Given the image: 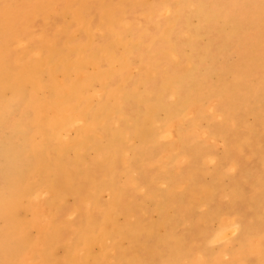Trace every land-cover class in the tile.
<instances>
[{"label":"rangeland","instance_id":"rangeland-1","mask_svg":"<svg viewBox=\"0 0 264 264\" xmlns=\"http://www.w3.org/2000/svg\"><path fill=\"white\" fill-rule=\"evenodd\" d=\"M51 1L53 6L55 4V10H46L42 7H37L36 0L6 1V5L11 6L12 9L19 10V17L12 28L15 29V31L17 30L21 36L23 35V32L30 34L27 38L25 37L21 45H18V51L33 47V50L36 49V52L39 53L37 49H39L38 43L41 41V35L48 34L54 36L59 29H63L61 24L64 25L72 18L70 10H66V12L59 10L63 7V4L66 5V1ZM80 1H83L84 3L86 1L85 4L88 3L87 5H90L89 7L85 6L83 9L84 11L86 10L84 15L93 25L97 24L96 22H98L100 16L97 4L101 3V0ZM120 1H125L123 2L125 4H122V12H120L125 16V19L117 25L114 35L115 37H124L125 43L133 42L132 47L137 52L133 54L131 52L125 53L124 47L120 48L119 45L116 46L120 59L112 64L111 68L121 69L120 72L123 74L121 79L116 81L114 84L115 88L112 91L106 89V87L102 85V82H97L84 97L87 106H99L104 101L115 105V109L111 111L109 119L105 122L106 136H113L115 138L117 135L118 121L122 116L120 100L117 99H120L124 88L127 91V98L130 96V99H132L128 101V107L126 106L130 111H132V108L136 107L139 102L137 96L143 97L146 103H149V105L146 104V106H149L148 108H152L153 104L159 101V108L157 109V117L155 121L158 122L157 124L166 121L168 116V110L166 107L175 108L178 105L181 97L175 92L177 83L180 79H188L191 75H197L204 82L202 93L204 91L206 92V95L203 97L204 107L201 110V114L199 113L197 116L185 112L184 115L180 116V124L173 127L171 132L169 126L162 136H158L161 134L160 130L156 132V129H154V136H152L151 133V139L154 140V143L143 142L142 135L145 134L144 131H132L130 144L136 146L135 152H130L129 154L130 162L132 164L129 167L124 165L121 159L117 161L119 169L117 168L115 176L117 194L119 197L116 196L117 198H114V195L110 190H104L102 191L103 193L100 192V206L95 208V212H97L96 214L98 216H101L103 212L106 211L109 204H115V221L120 229L128 225L131 226V228L135 227L138 231L139 228H143L147 225L148 230L146 228L145 232L142 231L143 233L141 232L137 234L140 235L139 239L141 240L136 248H133L132 239L127 235H132L129 228L127 227L123 230H118V235L114 241H111L110 238L105 240V243L108 245L107 251H115L118 249L121 253H124L125 251L129 252L130 250L134 255L136 254L138 257L141 256V258L146 260H148V256H150V260H154L152 264H193L196 260H198L200 264H226V262L228 264H246L248 261H251V263L248 262L247 264H263L264 186L262 187V182H264V64L260 65L261 63L258 61L260 56L264 57V22H261L264 21V13L260 17L261 21L258 22L256 21V17L252 15L251 9L253 4L258 0H193V2L190 0V4L187 3L188 0H107L106 3H118ZM127 1L129 4H127ZM134 1L138 2L134 3ZM2 3H4V0H0V8L3 6ZM183 3H185V5L182 6ZM204 3L205 6L203 5ZM91 5L94 8H92ZM196 6L203 7L198 9ZM214 6L221 9L223 13L228 15L234 22L236 21L238 24L237 27L235 28L234 25L230 26L227 24L224 17L218 19L217 23H214V25H208L205 23L203 18H201L199 11L203 8V10H208L212 7L214 8ZM178 7L180 10H177ZM245 8L246 11H244ZM195 9L198 10L195 11ZM232 9H234V11ZM230 10L234 13L232 14ZM238 12L239 15H237ZM48 17H50L51 20ZM169 20L175 22L173 25L174 29H176L173 36L174 43L177 45L179 51L178 59L169 55L168 44L162 33V27H164ZM68 23L71 22L69 21ZM259 23L260 25H258ZM198 28L201 29L199 30ZM92 29L95 36L93 42L94 46L98 47L104 41L108 43L111 42L107 31L103 27L94 26ZM179 30L180 32L178 33ZM221 34L225 38H221ZM74 37L79 44L85 42L83 32H75ZM223 42H225V44ZM260 46H263V50ZM245 52L247 54H245ZM260 52L261 54H259ZM42 55V52L39 53L38 56H36L35 53L30 52L28 58L32 61H36L40 59ZM119 61H121L122 64L119 63ZM254 63H256V65H252ZM241 65H248L250 67L252 65V68L249 67L248 75L250 78L245 87H249L247 88L249 93L245 95L246 101H242L241 98L237 97L238 103H236L237 108L235 113L236 115L240 114L239 116H235V121H237L238 124H242L239 126L235 122L228 123L224 121L225 117L221 115V111L219 110L223 108V106H225L223 109L230 106L229 103L234 100V92H230L219 98L215 97V92L219 90L220 85L226 83L225 81H231L227 82V84H232V82H234L236 76L234 73L241 70ZM99 68L101 67L98 65L96 59L86 61V73L91 75L96 74L99 72ZM105 69L106 67L103 68L102 66V72H104ZM74 75H76V72L72 73V76ZM44 77L47 79V74H45ZM59 78L63 80V75H59ZM205 84H208V86ZM253 85L255 86V89H252ZM189 88H191L190 82H188L184 89L180 91V94L185 92L182 95L183 99L191 94L189 92L185 95ZM7 95H10L9 91L7 92ZM225 99H227V103ZM234 101L236 102V100ZM30 116L32 117V114L29 111L21 114L20 108L15 105L12 108L10 116L7 118V124L5 123L0 127V164L6 163V167L0 165V175L2 173V176H0V185L3 184V186H0L1 189L5 186L4 183L7 180V175L14 174L10 167L9 171L7 156L4 155H8L11 145H13L18 151H21L24 148L25 135L23 134L22 137L15 134L12 135V125H14L16 119L19 120L21 117L25 119ZM129 116L132 118L134 117L133 115ZM79 117L81 118V113L73 117L72 123L65 132L64 140L73 141L83 130L89 131L88 121L85 118L80 120ZM193 121H197L196 130L190 128ZM220 121L222 123H220ZM260 122L262 124H260ZM234 124L236 125L234 126ZM126 125L129 124L126 123ZM248 125H250V127H248ZM124 127L131 129L127 126ZM181 127L183 129H180ZM211 127L215 130H212ZM13 136L21 139H12ZM225 137L227 138L225 139ZM116 138L118 140V145L123 148V142L119 140L118 137ZM158 140L160 142H158ZM151 147L159 149L156 150ZM256 147H258V149ZM162 148L166 149V151L161 154ZM229 149L231 150L230 152ZM53 150L50 154V159L54 162L58 158V151L56 148L54 151ZM155 151L158 153H155ZM96 152L97 151L90 150L86 153L84 163L87 162V159L92 161H88V166L91 167L94 163V157L96 158L98 156ZM74 155L75 154L72 152L70 153V156H67V159L71 164H75L76 156ZM158 157L163 160V163L161 162L162 160H160V162L154 160ZM122 158H124V153H122ZM6 169L9 171L8 174H6ZM57 172L58 170L51 175V181L53 179L56 180L57 175L55 174ZM178 173L182 174L179 175ZM238 176L243 177L239 178ZM131 179L134 180V183L131 182ZM236 179H240L239 181L242 183L240 184ZM250 182L251 185L253 184L252 186H249ZM213 184H216L219 187ZM219 190L221 191L219 192ZM227 190L231 191L227 192ZM195 192L199 194H196ZM221 192L227 193H222V197ZM59 194L60 193L58 192H44L37 200L38 203L44 204V208L46 207L45 211H50L52 214V226L55 224L56 230L58 231H54L53 237L55 239L62 237L64 233L69 232L68 230H74V224L80 223L85 216L83 208L76 207L77 204H79V201L75 193L68 192L64 195ZM215 194L218 196V199ZM185 195H187V197H185ZM213 197H215L214 200ZM165 198L166 200H164ZM200 198L201 201L199 200ZM160 199L163 200V202L160 201ZM142 200H144V202ZM217 201L220 202L218 203ZM38 206H41V204H38ZM140 207L142 209H140ZM81 214H83V216H81ZM175 214L177 215L176 217ZM212 214L215 215V217L212 216ZM235 215L238 218H235ZM17 216L31 218V213L18 211ZM172 218H175L174 222L172 221ZM225 218L228 222L233 223V225L231 224L228 227L226 234L219 235L221 220ZM188 220L190 222H188ZM209 221H211V223ZM2 224L3 222L0 221V225ZM235 226L236 233H233L231 227ZM32 234H37L36 229L33 230ZM242 235H244V237ZM210 242L212 243L210 244ZM99 247L98 244L94 245L92 253L97 254L99 252ZM250 248L252 249L250 250ZM155 250H157V253ZM168 250L171 257L167 261L166 255ZM214 250L215 252H213ZM261 253L263 254L261 255ZM78 254L79 256H84L86 255V250L81 249ZM144 254H147V256ZM53 255L55 258H61L64 255L63 247L58 246ZM181 255L183 256L180 259ZM208 255L209 257H205ZM133 256L129 255L123 259H131ZM153 256H155L154 259ZM31 264H43V262L41 259H37L36 261H31ZM106 264L125 263L110 261Z\"/></svg>","mask_w":264,"mask_h":264},{"label":"bare ground","instance_id":"bare-ground-1","mask_svg":"<svg viewBox=\"0 0 264 264\" xmlns=\"http://www.w3.org/2000/svg\"><path fill=\"white\" fill-rule=\"evenodd\" d=\"M6 1L7 0H4V3H2L3 6L0 8L1 9L0 10V127L3 126V124H5V123L7 124V118L10 116V114L12 112V108L15 105H17V107L20 108L21 114L22 113L24 114L26 111H29L32 114V117L30 116V117L25 118V119H23L21 117L19 120L16 119L14 125H12V135L15 134V135L21 136V137L23 134L25 135L24 148L21 151H18L15 149V147L13 145H11L9 148L8 155H4V156H7V163L9 165L8 169L10 167L13 170L14 174L7 175V178H6L7 180L2 179V180H6V182L4 183L5 186L2 189L0 187V221L3 222V224L0 225V258H1L0 264H31V261H33V260L36 261L37 259H41L43 264H106L110 261L111 262L117 261L119 263L123 262L125 264H152V262L154 260L151 261L150 256H148L149 257L148 260L150 261L149 262L148 260L141 258V256L138 257V256H136V254L134 255L133 253H131L130 250H129L130 253L128 251L121 253L118 249H116L115 251H107L108 245L105 243V240L107 238H110L111 241H114L116 236L118 235V230H123L127 227L129 228V231L132 233V235H129V234H127V235L132 239L133 248H136L140 244L139 242L141 240V239H139L140 235H137V234L141 233L142 231L145 232L147 225L143 227L144 229L138 227L139 228L138 231L136 230L135 227L131 228V226H128V225L126 227H123L122 229H120V227L116 224V221H115V214H116L115 204H109L106 211H104L101 216H98L96 214L97 212H95V210H96L95 208H98V206H100L99 193L104 191V190H110L112 192V194L114 195V198L116 196L119 197V195L117 194L116 176H115L116 172H117V168H118L117 161L119 159H121L122 163H124V165L129 166V167L132 164L130 162L129 154H130V152L131 153L135 152V148H136V146H134L133 144H130V137L132 135V131H135V130H136V132L144 131L145 134L142 135L143 136V138H142L143 142L154 143V140L151 139V133H152V136H154V129H156V132H158L160 130L161 134H159L158 136H162L164 134V132L166 131V129H168L169 126L171 128L170 129V132H171L173 127H175L177 124H180L179 123L180 116L184 115L185 112L192 113V114H195L197 116L199 113L201 114V110L204 107L203 97L206 95V92L203 91V93H202V90L204 89V87H203L204 82L197 75H191L188 79H180L177 83V88H176L175 93L178 94L179 97H181V99L175 108L166 107V109L168 110L167 111V113H168L167 119L163 123H159V124H157L158 122H155L156 117H157V109L159 108V101L157 103L153 104L152 108H148L149 106H146V104L149 105V103H146V101L143 99V97L137 96L139 102L137 103L136 107L132 108V111H130L126 108V106L128 104V101L132 100V99H130L131 98L130 96L127 98V91L124 88L122 90V95H121L120 99H117V100H120V104H121V108H122V116H121L120 120L118 121L117 135H116V137H118V139L123 142V148H121L118 145V140L116 137L115 138L113 136L107 137L105 134V132H106V127H105L106 123L105 122H106V120L109 119V115H110L111 111L115 109V105L112 103H106V101H104L99 106H95V107L87 106L85 104L84 97H85L86 93L90 89H92V87L97 82H100V83L102 82L103 83L102 85H104L106 87V89L112 91L115 88L114 84L116 83V81L121 79V77L123 75L120 72L121 69L119 70V69L111 68L112 64H114L116 61H118L120 59V56L118 55L117 50H116V46L119 45L120 48L124 47L125 53L131 52L133 54V53L137 52L132 47L133 42L125 43L124 37H122V36L115 37V35H114V32H115L117 25L125 19V16L122 13H120V12H122L121 11V8L123 7L122 4H125V3H123L125 1H123V2L120 1L118 3H106L107 0L106 1L101 0V3L97 4L100 16L98 18V22H96L97 24L94 23L95 25H93L91 22H89V20L84 15L85 14L84 12L86 10L84 11L83 9L85 8V6L86 7L88 6L87 5L88 3L85 4L86 1L84 3L83 1H80V0H64V1H66V5L63 4V7L60 8L59 10L64 11V12H66V10L71 11V14H72L71 17L72 18L69 20L71 23H68L69 22L68 21L64 25L61 24L63 29L62 30L59 29L58 32L54 34V36L48 35V34L41 35V41H40V43H38L39 49H37V50L39 51V53L42 52L43 55L40 59H38L36 61H32L28 58V55L30 54V52L35 53L36 56H38V54H39L38 52H36V49L33 50V47H31L29 49H24L22 51H18V49H17L18 45H21L23 43V40L25 39V37L27 38L30 34L23 32V35H22L23 37H22L21 34L17 30L15 31V29L12 28L16 24L17 18L19 17V10L12 9L11 6L6 5ZM137 2L134 1V3H137ZM190 2H191L190 0L187 1V3H189V4H190ZM192 2H193V0H192ZM185 3H183L182 6L185 5ZM213 3H215V2H213ZM34 4H35V2H34ZM127 4H129V2ZM36 5H37V7H42L46 10L55 8L54 7L55 4L53 6V3L51 0H36ZM203 5L205 6V3ZM227 5H229V4H227ZM91 7H92V5H91ZM202 7H197V8L199 9ZM230 7H231V5H230ZM28 8H29V6H28ZM92 8H94V7H92ZM178 9H179V7L177 8V10ZM198 9H195V11ZM203 9L201 11H199L200 16H201V18H203V21L205 23H207L208 25H210V24L214 25V23H217V20L222 19V17H224V20L230 26L234 25L236 28L238 25L236 21L234 22L232 19L229 18L228 15H225L223 13V11L221 9H218L216 6H214V8L213 7L210 8L208 10H203ZM251 9H252V15L254 17H256V21H258V22L261 21L260 17L264 13V11H263L264 0L256 1L253 4ZM232 10L234 11V9H232ZM232 10H230V11L233 14L234 12ZM247 10H248V8H247ZM244 11H246V8ZM90 13H91V11H90ZM237 15H239V12ZM89 17H90V15H89ZM91 17H92V15H91ZM48 18L50 19V17H48ZM234 18H235V16H234ZM238 18H240V17H238ZM175 21H176V18H175ZM47 22H49V21H47ZM261 22L263 23L264 21H261ZM173 23H175V22H172L169 20L167 22V24L164 27H162V33H163V37H164L165 41L168 44L169 55L173 58L178 59L179 51H178L177 45L174 43V36H173L176 28L174 29ZM258 25H260V23ZM263 25H264V23H263ZM94 26L95 27H103L107 31L108 37H109L111 42L108 43V42L104 41L98 47L94 46L93 42L95 40V36L93 34V29H92ZM179 26H180V24H179ZM176 27H177V23H176ZM261 27H262V25H261ZM257 29H259V28H257ZM77 31L83 32V34L85 36V42L84 43L79 44L76 42L75 37H74V33ZM179 32H180V30L178 31V33ZM228 33H229V31H228ZM226 35H228V34H226ZM243 36H244V34H243ZM222 37H224V36L221 34V38ZM225 40H227V39H225ZM223 43L225 44V42H223ZM191 44H192V42H191ZM224 46H226V45H224ZM230 46H231V44H230ZM262 47L263 46H260L261 49H262ZM239 53H240V51H239ZM251 53H253V52H251ZM245 54H247V53L245 52ZM259 54H261V52ZM208 55H209V53H208ZM90 59H96L98 61V65L101 67V68H99V72L96 74H93V75L88 74L85 71L86 61L90 60ZM248 61H250V60H248ZM258 62L261 63L260 65L264 64V57L260 56ZM119 63L122 64L121 61H119ZM252 65H256V63H254ZM252 65H251V67L248 65H241L242 66V67H240L241 70L234 73L236 75L234 78V82H232V84H229V83L227 84V82L230 81L229 80V81H225L226 82L225 84L221 83L222 85H220L219 90L215 92V97H218V98L220 96L223 97L224 95H227L230 92L231 93L234 92L233 98H234V100H236V102L233 100L232 102L229 103L230 106L228 108L223 109L225 107V106H223V108L219 109L221 111V115H223L225 117L224 121H226L228 123L229 122L230 123H234V122L237 123V121H235V119H236L235 116H239V114H240L239 113L236 115V113H235L236 108H237L236 103H238L237 97L241 98L242 101H246L245 95L249 93V90L247 89L249 87H247V88H245V87L247 86L249 78H250L248 75V71L250 68H252ZM102 66H103V68L106 67L104 72H102ZM234 69H236V68H234ZM238 69H239V67H238ZM75 72H76V75L72 76V73H75ZM45 74H47V76H48L47 79L44 77ZM59 75H63V80H61L59 78ZM207 79H208V77H207ZM188 82H190L191 88H189L186 91L185 95H187L189 92L191 94L189 96H187L185 99H183L182 95L185 92L180 94V91L184 89V87L188 84ZM205 83H207V82H205ZM205 85L208 86V84H205ZM254 87L255 86L253 85L252 89H255ZM8 91L10 92L9 96L7 95ZM231 98H232V96H231ZM178 100H179V98H178ZM225 100L227 103V99H225ZM242 101H240V102H242ZM237 106H239V105H237ZM129 108H130V106H129ZM253 110H254V108H253ZM258 110H259V108H258ZM239 112H241V111H239ZM263 112H264V110H263ZM79 113H81V118L79 117L80 120L85 118L88 121L89 131L83 130L81 133H79L77 135V137L73 141H67L66 139L64 140L65 132L68 130L70 124L72 123L73 117ZM129 115H133L134 117L132 118ZM71 116H73V117H71ZM262 118H260V119H262ZM257 121H258V119H257ZM126 123H128L129 125H126ZM220 123H222V122L220 121ZM260 124H262V123L260 122ZM235 125L236 124H234V126ZM238 125L240 126L242 124H238ZM124 126H127L131 129H127ZM248 127H250V125H248ZM256 127H258V126H256ZM190 128L193 130H196L197 121H193L190 125ZM180 129H183V128L181 127ZM213 129L214 128H212V130ZM236 129H238V128H236ZM255 132H258V131H255ZM180 135H181V133H180ZM187 136H189V135H187ZM187 136H185V137H187ZM97 137H99V138H97ZM189 137H191V136H189ZM189 137H187V138H189ZM226 138L227 137H225V139ZM237 138H239V137H237ZM12 139L16 140V139H21V138L13 136ZM229 139H230V137H229ZM158 142H160V141L158 140ZM171 144H173V143H171ZM55 148L58 151V154H57L58 158L57 159L55 158L56 160L53 162L50 159V154L52 153L53 149L55 150ZM151 148H155V147H151ZM256 148L258 149V147H256ZM155 149L158 150L159 148L158 149L155 148ZM90 150L97 151L96 153L98 155L96 158L94 157V161H93L94 163L92 164L91 167L88 166L89 165L88 161H90L87 159L88 157L86 158L87 162L84 163L85 162V155ZM165 151H166V149L162 148L161 154ZM230 151L231 150L229 149V152ZM72 152L75 154L74 156H76L75 157L76 158L75 164H71L70 161L67 159V156H70V153H72ZM54 153H57V152H54ZM122 153H124V158H122ZM155 153H158V152L155 151ZM152 154H153V152H152ZM152 154H150V155H152ZM157 156H158V154H157ZM189 156H191V155H189ZM154 160L156 162L157 161L160 162V160H162V159H159V157H158ZM90 162H92V161H90ZM137 162H138V160H137ZM161 162L163 163V160ZM241 162H243V161H241ZM1 163H3V162H1ZM73 163H74V161H73ZM5 164L6 163L0 164V165H4L6 167ZM85 164H87V165H85ZM148 164H150V163H148ZM245 164H247V163H245ZM239 165H240V163H239ZM198 167H201V166H198ZM8 169H6L7 170V173L5 172L6 174H8V172L10 171V169H9V171H8ZM6 170H4V171H6ZM56 170H58V172L55 174V175H57L56 180L53 179L51 181V175ZM201 170H202V168H201ZM0 172H1V170H0ZM181 174H179V175H181ZM143 175H144V173H143ZM167 175H168V173H167ZM237 175H240V174H237ZM0 176H2V173ZM45 177H46V180H45ZM47 177H48V179H47ZM57 177H58V180H57ZM231 177H233V176H231ZM234 178H236V177H234ZM239 180H237V181L240 183ZM131 182L134 183V180L131 179ZM193 182H195V181H193ZM117 183H119V182H117ZM246 183H248V182H246ZM262 183H263V185H262V187H263L264 182H262ZM1 184H2V182H1ZM188 185H190V184H188ZM213 185H216V184H213ZM252 185L250 182L249 186H252ZM0 186H3V184ZM216 186L219 187L218 185H216ZM216 186H214V187H216ZM245 186H246V184H245ZM62 187H64V188H62ZM229 187H231V186H229ZM210 188H212V187H210ZM247 188H248V186H247ZM187 189H189V188H187ZM230 189H233V188H230ZM235 190H237V189H235ZM220 191L221 190H219V192ZM229 191H231V190H229ZM229 191L227 190V192H229ZM44 192H54V193L58 192L61 195H64L68 192H73L77 195V198L79 201V204H77L76 207L77 208H83V210H84V215H85L84 219L82 221L79 219L81 222L80 223L76 222L77 224H74L75 229L74 230H68L69 232L64 233L65 235L61 234L62 237H58L57 239H55L53 237L54 231H56V232H58V231L56 230L55 224L52 226L53 217H52L51 212L45 211L46 207L44 208V204L38 203V201H37L40 198L41 194ZM219 192H217V193H219ZM227 192H224V193H227ZM222 193L223 192H221V195H222ZM196 194H199V193H196ZM185 197H187V195H185ZM216 197L218 199L217 195H216ZM222 197H223V195H222ZM120 198H121V196H120ZM214 199H215V197H213V200ZM219 199H220V197H219ZM164 200H166V198ZM197 200H198V198H197ZM199 200L201 201V198ZM142 201L144 202V200H142ZM160 201L163 202V200H161V199H160ZM187 201H188V199H187ZM38 204H41V206H38ZM176 207H177V205H176ZM213 208H215V207H213ZM140 209H142V208L140 207ZM241 210H243V209H241ZM18 211H26V212L31 213V218H26V217L22 218L20 216H17ZM61 211H63V210H61ZM238 212H239V210H238ZM171 214H173V213H171ZM176 214H175V217L177 216ZM25 215H26V213H25ZM204 215H205V213H204ZM81 216H83V214H81ZM190 216H189V218H190ZM212 216L215 217V215H213V214H212ZM235 218H238V217L236 216ZM174 219L172 220L173 222H174ZM225 219L221 220V229H220V233H218L219 235L226 234L228 227L231 224L233 225V223H230L227 221V219L226 220ZM246 221H247V218H246ZM188 222H190V221L188 220ZM209 222L211 223V221H209ZM184 223H186V222H184ZM252 225H254V224H252ZM181 228H182V226H181ZM231 228H232L233 233L234 232L236 233V226L231 227ZM34 229H36V233H37L35 235L32 234ZM147 230H148V228H147ZM246 232H247V230H246ZM209 233H211V232H209ZM247 235H248V233H247ZM242 236L244 237V235H242ZM180 238H182V237H180ZM261 241H262V239H261ZM149 242H150V240H149ZM212 242H213V240H212ZM212 242H210V244ZM96 244H98L100 247H99V252L97 254H94V253H92V249H93L94 245H96ZM58 246H62L64 249V255L59 259L55 258L53 255L55 249ZM247 248H248V246H247ZM81 249L86 250V255L79 256L78 252ZM251 249L252 248H250V250ZM155 252L157 253V250H155ZM155 252H153V253H155ZM213 252H215V250ZM225 252H227V251H225ZM260 252H261V250H260ZM228 254H230V253H228ZM262 254L263 253H261V255ZM129 255L130 256L134 255V256L131 257V259L130 258H127L125 260L123 259L125 257H128ZM144 255L147 256V254H144ZM158 255H159V253H158ZM209 255L205 256V257H209ZM245 255H246V253H245ZM182 256L183 255L180 256V259L182 258ZM263 256H264V254H263ZM154 257L155 256H153V259H154ZM166 257H167V261L171 257L169 250L167 251ZM262 260H260V261H262ZM191 262H192V260H191ZM191 262H189V263H191ZM229 262H232V261H229ZM248 262L251 263V261H248ZM248 262H246V264ZM193 264H200V263L198 260H196L193 262ZM226 264H228V263L226 262ZM263 264H264V262H263Z\"/></svg>","mask_w":264,"mask_h":264}]
</instances>
